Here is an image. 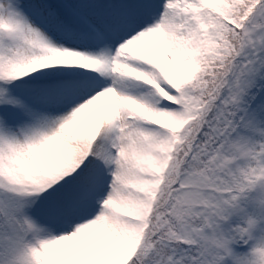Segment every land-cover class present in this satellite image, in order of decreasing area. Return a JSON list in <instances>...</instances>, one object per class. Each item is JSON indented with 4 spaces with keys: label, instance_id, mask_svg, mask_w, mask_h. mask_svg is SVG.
<instances>
[{
    "label": "snow or ice",
    "instance_id": "obj_1",
    "mask_svg": "<svg viewBox=\"0 0 264 264\" xmlns=\"http://www.w3.org/2000/svg\"><path fill=\"white\" fill-rule=\"evenodd\" d=\"M0 264H264V0H0Z\"/></svg>",
    "mask_w": 264,
    "mask_h": 264
},
{
    "label": "rangeland",
    "instance_id": "obj_2",
    "mask_svg": "<svg viewBox=\"0 0 264 264\" xmlns=\"http://www.w3.org/2000/svg\"><path fill=\"white\" fill-rule=\"evenodd\" d=\"M103 103V101H101V104Z\"/></svg>",
    "mask_w": 264,
    "mask_h": 264
}]
</instances>
